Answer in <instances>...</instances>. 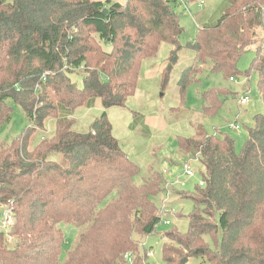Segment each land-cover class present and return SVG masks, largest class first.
I'll return each mask as SVG.
<instances>
[{"label":"trees","instance_id":"obj_1","mask_svg":"<svg viewBox=\"0 0 264 264\" xmlns=\"http://www.w3.org/2000/svg\"><path fill=\"white\" fill-rule=\"evenodd\" d=\"M178 1L0 0V126L9 121L12 102L30 121L10 144H0V207L13 215L9 229L0 230V264H60L65 241L57 225L65 221L97 231L100 247L80 250L64 264H152V246L142 241L160 233L155 197L169 192L164 173L151 167L137 184L140 168L113 135L107 112L86 131L74 129L73 114L97 100L105 109L125 106L143 61L155 57L162 43L172 46L163 86L181 50L194 51L177 82L182 102L207 66L229 78L255 73L264 102V41L248 70L237 66L264 34V0H227L221 17L199 27L185 44ZM74 74L82 75L81 86ZM228 94L204 92L203 111L215 114ZM49 119L56 123L53 134L32 148ZM246 131L239 151L231 135L210 133L201 123L193 135L179 138V151L201 162L205 184L192 192L176 190L194 210L186 232H162L164 264H188L192 258L264 264V111Z\"/></svg>","mask_w":264,"mask_h":264},{"label":"rangeland","instance_id":"obj_2","mask_svg":"<svg viewBox=\"0 0 264 264\" xmlns=\"http://www.w3.org/2000/svg\"><path fill=\"white\" fill-rule=\"evenodd\" d=\"M105 1V0H102ZM125 2V0H119ZM200 1V0H199ZM204 5L200 7L198 1L182 4L176 3L175 9L180 17L184 32L180 37L183 44L197 37L199 27L216 22L222 15L227 0H203ZM264 41V34L260 33L254 43L249 46L248 51L238 61V69L248 70L255 57V48ZM108 51L110 46L104 44ZM172 46L162 43L155 57L143 61L141 72L137 80V87L125 106H116L105 109L100 100L93 107L78 108L73 118L76 120L74 129L86 131L91 127L94 120L103 112H107L112 124L113 135L120 141L122 148L140 168L136 183L141 184L150 173L151 167L164 173L167 180L169 193L155 197V203L160 206L161 199L167 198L165 219L169 224L161 223L157 234L148 238L144 237L142 243L146 247L152 246L154 257L150 259L152 264H164L162 245L166 240L163 231L176 227L182 232L188 229L189 219L187 217L194 210L193 202L184 197V193L178 191L192 192L196 184L202 180L201 162L196 158H189L179 151V138L188 137L195 133V126L202 124L205 129L213 133L219 130L231 135L236 141L237 150H241L246 138V127L253 124V118L257 113L264 111V102L257 88V75L243 84L245 77L234 76L232 81L223 72H209V66L200 75V81L190 84L185 100L182 102L178 90V79L183 68L188 66L194 59V51L184 48L179 53L176 63L167 85L162 84V71L167 65V60ZM72 79L80 86L82 75L74 74ZM210 89H221L229 92L222 107L213 115L203 111L204 92ZM248 90V91H247ZM247 91V92H246ZM249 95V101L241 102L244 94ZM223 96H221V99ZM13 111L7 123L0 126V144H10L30 124L28 117L22 107L12 102ZM238 121L242 125L239 131L230 127V123ZM55 120L49 119L46 123V133L38 132L34 136L31 147L46 135H52L55 130ZM59 155H54L57 158ZM194 170L191 176L183 173V164L188 162ZM162 197V198H161ZM4 208L0 207V221L4 218ZM112 216V215H111ZM106 219L104 212L101 214L100 222ZM57 227L62 231L65 245L62 247L60 264H64L70 258L93 250L97 245L99 237L97 231L85 227H75L69 222H61ZM104 229V227H102ZM84 235V237H83ZM12 239V237H10ZM136 240L141 235L134 234ZM188 264H208L201 259L192 258Z\"/></svg>","mask_w":264,"mask_h":264},{"label":"built area","instance_id":"obj_3","mask_svg":"<svg viewBox=\"0 0 264 264\" xmlns=\"http://www.w3.org/2000/svg\"><path fill=\"white\" fill-rule=\"evenodd\" d=\"M178 2H180L182 4L184 3V4H186V6H188V3H191L189 1H184V0H179ZM198 3L200 5V7H203V5H204V1L203 0L198 1ZM230 79L232 81L236 80L234 77H231ZM248 80H249V78L245 77L244 80H243V84H246L248 82ZM249 98H250L249 95L246 93V94H244L241 97V102L242 103H246L247 101H249ZM230 127L234 128V129H237L239 131L242 129V125L239 124L236 121L230 123ZM183 173L185 175H188V176H191L194 173V170L191 167L189 161L183 164ZM199 184L201 186H204L205 183H204L203 180H201ZM167 193H169V192H167ZM166 200H167V198L161 199V204L158 207H159V212H160L162 223L169 224L170 223L169 220L165 219V215L168 212L167 209H166ZM3 212H4V218L0 221V230L1 231L2 230H8L9 227L11 226L12 222H13V215H12L11 211L4 210ZM8 240H11V238L9 237ZM149 256L152 257V258L154 257L153 250H150Z\"/></svg>","mask_w":264,"mask_h":264},{"label":"water","instance_id":"obj_4","mask_svg":"<svg viewBox=\"0 0 264 264\" xmlns=\"http://www.w3.org/2000/svg\"><path fill=\"white\" fill-rule=\"evenodd\" d=\"M104 11L106 12L107 10L105 9Z\"/></svg>","mask_w":264,"mask_h":264},{"label":"crops","instance_id":"obj_5","mask_svg":"<svg viewBox=\"0 0 264 264\" xmlns=\"http://www.w3.org/2000/svg\"><path fill=\"white\" fill-rule=\"evenodd\" d=\"M236 122H238V121H236ZM240 124V123H239Z\"/></svg>","mask_w":264,"mask_h":264}]
</instances>
